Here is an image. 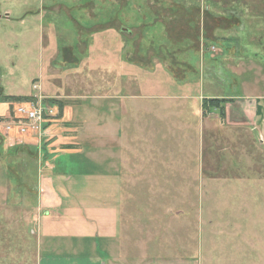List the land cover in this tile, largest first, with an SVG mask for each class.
Returning a JSON list of instances; mask_svg holds the SVG:
<instances>
[{
    "label": "rangeland",
    "instance_id": "rangeland-1",
    "mask_svg": "<svg viewBox=\"0 0 264 264\" xmlns=\"http://www.w3.org/2000/svg\"><path fill=\"white\" fill-rule=\"evenodd\" d=\"M212 6L210 0H0V264H39L36 185L45 170L43 144L57 136L49 126L62 105L108 109L105 99L118 93L128 121H134L131 96L148 108L168 95L210 97L196 100L209 128L205 179L176 180L174 197H161L158 217L139 213L143 227L134 226L135 212L123 213L126 238L110 245L108 257L99 248L105 264H264V142L256 131L230 126L237 109L253 110L251 97H264V84L246 74L247 60L233 79L224 60L206 59L211 28L225 35L217 15L262 9L250 0H219L217 12ZM224 17L219 24H231ZM244 21L230 45L244 47L246 59L263 46L259 37L250 41L262 21ZM187 65L197 71L191 80ZM183 79L188 83H178ZM114 101L110 108L117 110ZM174 105L183 111L195 102L176 98ZM19 106L40 109L42 122L24 126Z\"/></svg>",
    "mask_w": 264,
    "mask_h": 264
},
{
    "label": "crops",
    "instance_id": "crops-1",
    "mask_svg": "<svg viewBox=\"0 0 264 264\" xmlns=\"http://www.w3.org/2000/svg\"><path fill=\"white\" fill-rule=\"evenodd\" d=\"M210 1L213 5L210 9L217 12L219 0ZM250 1L260 5L262 11L255 10L249 15L240 12L235 16L234 9H228L229 14L215 17L225 35L218 37L219 29L211 28V46L206 51V59L216 64L224 60L227 68L224 72L233 79L241 76L237 68L242 65L238 63L247 60L251 65L246 74L262 79L255 83L264 84V0ZM223 16L231 24H219ZM250 19L262 21L261 28L250 33V41L257 42L259 37L263 46L251 49L257 53L243 59L244 47L230 43L244 27V20ZM185 67L184 72L190 73L188 78L191 80V74L196 75L197 71L191 65ZM188 67L193 71H188ZM256 68L262 69V73ZM209 74L223 77L219 72ZM203 76L201 73L199 78ZM187 81L183 79L178 83L184 85ZM183 94V97L164 96L163 101L156 100L157 106L152 108L142 106V103L138 106L137 97L131 96L135 101L130 111L134 121L126 119L128 111L123 106L126 105L125 97L121 93L105 99L108 107L114 100L118 101L120 108L117 110L113 107L73 110L70 103L62 105L59 120L49 126L57 136L43 144L45 170L38 173L36 185V195L40 197V206L36 209L39 214L35 216L42 251L39 264H105L99 248H102L104 258L108 257L110 245L118 246L126 238L121 232L126 220L123 213L135 212L134 226L143 227L139 213H151L152 218L154 213L158 217L161 197H174L176 180L205 179L202 177V148L209 125L201 116V103L196 100L210 97ZM144 98L146 100V97L141 100ZM176 98L195 102V106L177 111ZM250 99H256L253 110L247 106L237 109L232 114L235 121L232 120L230 126L256 131L264 142V97ZM246 103L250 104V101ZM142 115L148 118H140ZM177 116L182 117V122ZM224 120L229 124L226 112ZM32 154L37 157L36 151Z\"/></svg>",
    "mask_w": 264,
    "mask_h": 264
},
{
    "label": "built area",
    "instance_id": "built-area-1",
    "mask_svg": "<svg viewBox=\"0 0 264 264\" xmlns=\"http://www.w3.org/2000/svg\"><path fill=\"white\" fill-rule=\"evenodd\" d=\"M15 114L16 117L19 119H25L26 124H24V126H28L32 129L36 128L37 124H40L43 120V115H42V111L38 108L35 107H17V109L15 110ZM21 126H23L21 124ZM24 130V128H22V131Z\"/></svg>",
    "mask_w": 264,
    "mask_h": 264
},
{
    "label": "trees",
    "instance_id": "trees-1",
    "mask_svg": "<svg viewBox=\"0 0 264 264\" xmlns=\"http://www.w3.org/2000/svg\"><path fill=\"white\" fill-rule=\"evenodd\" d=\"M205 104V102L203 103V105ZM220 117L222 118L223 117V114L220 115Z\"/></svg>",
    "mask_w": 264,
    "mask_h": 264
}]
</instances>
